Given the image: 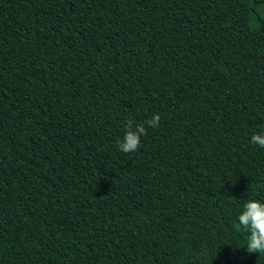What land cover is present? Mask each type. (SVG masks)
Masks as SVG:
<instances>
[{
	"label": "trees",
	"instance_id": "1",
	"mask_svg": "<svg viewBox=\"0 0 264 264\" xmlns=\"http://www.w3.org/2000/svg\"><path fill=\"white\" fill-rule=\"evenodd\" d=\"M263 9L0 0V264H264Z\"/></svg>",
	"mask_w": 264,
	"mask_h": 264
},
{
	"label": "clouds",
	"instance_id": "2",
	"mask_svg": "<svg viewBox=\"0 0 264 264\" xmlns=\"http://www.w3.org/2000/svg\"><path fill=\"white\" fill-rule=\"evenodd\" d=\"M159 114L145 121L150 127H158ZM147 135L144 124L133 126L128 122L127 131L118 147L125 153L135 152L140 147V137ZM250 142L264 148V132L253 134ZM235 219L233 231L244 237L243 243L250 253L264 254V202L260 199L250 198L242 207L234 210Z\"/></svg>",
	"mask_w": 264,
	"mask_h": 264
},
{
	"label": "rangeland",
	"instance_id": "3",
	"mask_svg": "<svg viewBox=\"0 0 264 264\" xmlns=\"http://www.w3.org/2000/svg\"><path fill=\"white\" fill-rule=\"evenodd\" d=\"M262 12L264 13V9L262 10Z\"/></svg>",
	"mask_w": 264,
	"mask_h": 264
}]
</instances>
